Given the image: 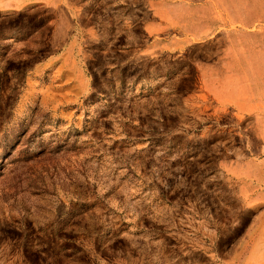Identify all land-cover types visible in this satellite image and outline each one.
<instances>
[{"label": "rangeland", "instance_id": "rangeland-1", "mask_svg": "<svg viewBox=\"0 0 264 264\" xmlns=\"http://www.w3.org/2000/svg\"><path fill=\"white\" fill-rule=\"evenodd\" d=\"M0 264H264V0L0 8Z\"/></svg>", "mask_w": 264, "mask_h": 264}, {"label": "crops", "instance_id": "crops-1", "mask_svg": "<svg viewBox=\"0 0 264 264\" xmlns=\"http://www.w3.org/2000/svg\"><path fill=\"white\" fill-rule=\"evenodd\" d=\"M11 3H13V0H0V8L11 6Z\"/></svg>", "mask_w": 264, "mask_h": 264}]
</instances>
